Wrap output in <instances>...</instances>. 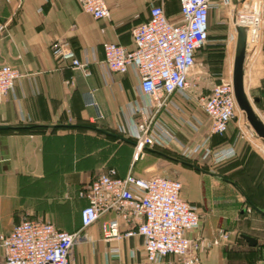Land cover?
<instances>
[{"label":"crops","instance_id":"obj_1","mask_svg":"<svg viewBox=\"0 0 264 264\" xmlns=\"http://www.w3.org/2000/svg\"><path fill=\"white\" fill-rule=\"evenodd\" d=\"M168 1L105 0L110 16L97 20L82 11L76 0H21L19 5L17 0H0V65L15 66L22 75L16 81L13 91L0 103V125L13 127L28 124L49 127L58 122L71 125L91 124L101 130L126 135L139 117L132 114V107L138 105L140 100L136 90L137 83L131 71L124 74L104 73L100 64L103 60L102 44L113 42L131 48V30L148 18L152 5L163 6L171 19L178 16V0H175L174 4L170 2V5ZM220 12V8H212L209 11L210 29L213 30H210V33L221 34L218 26L221 21ZM223 12L225 13L224 10ZM223 21L226 23V19ZM256 21L259 23L257 28ZM262 21L264 22V0H259L252 14L255 43L246 63L244 84L256 91L255 97L259 98L264 106ZM236 23L237 21L234 26ZM227 34L226 25L223 36ZM235 41L236 26L230 41L231 55ZM56 48L64 52L69 51L80 60L87 57V69L90 74L86 76L73 68L70 59L55 53ZM89 91H93L97 107L88 105ZM178 101L180 103V100ZM160 118L173 132L178 130L181 134H186L185 131L175 128L170 114L163 111ZM48 127L37 132L0 129V233H8L18 223L15 222L17 216L30 213L24 209L25 205L33 208V211L42 212V178L46 174L45 165L56 163L58 157L48 147H56L57 139L67 135L66 129L58 128L51 132ZM88 134L92 133L88 131ZM167 149L178 152L181 146L171 143ZM225 153H231V149L227 148ZM98 163L94 168H72L70 172L75 174L72 177L75 176L76 180L89 178V181L93 171L108 164L106 161ZM108 167L110 165L104 169ZM68 171L63 172L65 175L61 177L62 180L71 176ZM127 173L119 174L117 171L119 176ZM63 193L64 190L43 191V194H48L52 200ZM181 196L193 203L201 213L199 229L189 231L188 236L200 238L202 264H225L224 254L218 247H206L214 230L222 226V223L217 221L216 217H208L200 194L198 198L196 195L191 197L192 199H189L186 193L181 192ZM115 216L112 212L102 215L96 223L86 229L83 239L92 244V248L84 253L73 251L72 264H150L145 259L142 237L110 241L103 238L104 223ZM53 220L55 222V219ZM53 224L67 232L77 231L81 227L79 212L76 221L70 222V228ZM125 228L122 226V229ZM241 234L255 238L256 245L250 246ZM238 237L249 248L261 243L260 237L253 233L240 232ZM113 249L117 251L114 252ZM174 262V257L168 255L159 264Z\"/></svg>","mask_w":264,"mask_h":264},{"label":"built area","instance_id":"obj_2","mask_svg":"<svg viewBox=\"0 0 264 264\" xmlns=\"http://www.w3.org/2000/svg\"><path fill=\"white\" fill-rule=\"evenodd\" d=\"M76 1L94 19L110 16L105 0ZM17 2L19 5L21 0ZM237 2L178 0L179 13L174 19L167 17L163 6L152 5L148 18L131 30V48L113 42L102 44L100 64L104 73L131 71L137 83L140 100L132 107V114L139 117L127 132L136 154L146 148L167 147L174 141V132L160 118L163 111L176 125L186 124L198 130L201 121L181 118L178 100L191 99L190 74L196 51L208 40L210 9L221 7L227 14L232 26V32L228 28L229 42L238 19ZM258 24L256 21V28ZM55 53L70 59L72 67L84 75L90 74L87 57L80 60L57 48ZM21 76L15 66L0 65V103ZM88 94V105L97 107L93 91ZM200 106L210 122L209 134L225 133L237 109L231 79L215 83L206 95H201ZM181 190L179 180L166 176L141 177L131 172L119 176L115 168H105L79 192L87 204L80 210L81 227L77 231L67 232L42 219H23L8 233H0V264H72L74 247L84 237L81 230L110 212L116 216L103 225L105 240L142 237L145 259L150 264H159L168 255L179 258V264H202L200 238L188 236L189 231L199 229L200 216L197 207L181 196Z\"/></svg>","mask_w":264,"mask_h":264},{"label":"rangeland","instance_id":"obj_3","mask_svg":"<svg viewBox=\"0 0 264 264\" xmlns=\"http://www.w3.org/2000/svg\"><path fill=\"white\" fill-rule=\"evenodd\" d=\"M170 2L174 4L175 0H169L168 5H170ZM220 10L221 21L218 26L221 30V37L212 38L210 36L205 45L198 49L195 65L190 74L192 87L189 95L191 99H180L181 118L192 121L197 118L201 121V124L198 130L195 131L186 124L176 125L174 123L176 129L179 128L186 133L183 135L178 130L174 132L175 139L172 143L181 146V150L173 152L167 149L168 146L158 148L172 153L174 157L179 156V158L190 160L204 169L228 174L241 185L243 190L253 200L264 206L263 145L248 129L238 107L235 118L229 123L227 131L220 137L210 135L208 130L209 119L203 113L200 106L201 95H206L207 91H210L209 89L215 83L223 79H231L232 76L233 55H231L230 51L231 44L230 41L228 42L227 36H222L225 34L226 25L231 32L232 26L227 14L223 12L221 7ZM224 19H226V23H224ZM245 88L252 105L257 112L259 111L258 114L264 120V109H261L260 106L256 107L253 101L256 91L253 88H249L248 85ZM124 137L129 138L127 134ZM227 148L231 149V153L227 154L228 156L226 157L224 154ZM188 149H193L189 155L186 154ZM108 165L105 164L98 167L92 174L103 171L104 167ZM118 171L122 173L119 169ZM125 172H131L141 177L158 174L179 180L182 183V194L186 193L189 199L196 197V195L198 198V194H200L208 217H216V220L222 223V226L217 227L213 232V236L209 238L207 248L212 246L218 247L224 254L225 264L233 262L240 264H264V230H261L262 227L264 228V217L249 206L242 194L233 185L223 182L218 177L200 173L177 162L158 155H152L145 150L136 154L133 149L132 163ZM64 175L62 173V176ZM68 175L71 176L59 183H47L45 187L42 186V196L48 195H44L43 191L64 190V195L61 194L60 197L53 195L56 197L53 200L48 197L47 202L55 200L57 202L64 201L72 204L77 200L78 205L73 213H67L70 222L74 223L82 206L78 198L80 197L79 192L86 187L89 178L76 180L75 176L72 177V175H75L72 172L68 173ZM24 209L30 211V213L17 216L15 222L27 218H36L55 223L53 219H57L55 214L48 211H33V208H29L26 205ZM198 213L201 216V213ZM86 229L81 230L80 234L85 235ZM240 232L257 235L260 237L261 243L254 248L246 247L238 237V233ZM91 248L92 244L87 243L83 239L74 247L73 251L84 253L91 250ZM174 260V264H179V258L174 257Z\"/></svg>","mask_w":264,"mask_h":264},{"label":"trees","instance_id":"obj_4","mask_svg":"<svg viewBox=\"0 0 264 264\" xmlns=\"http://www.w3.org/2000/svg\"><path fill=\"white\" fill-rule=\"evenodd\" d=\"M165 14L167 15L166 12ZM167 17L169 16L167 15ZM210 26L211 24H210L209 16H208V39L210 38V36L212 38L221 37V34L210 33V30H212L210 29ZM195 57H196V54H195ZM254 98L257 99L256 101H254L256 107L260 106L261 109H264L263 108L264 106L261 105L262 103L259 100V98L255 96L253 97V99ZM47 127H44V126L41 127L37 125H28V124L27 125L19 124V125L13 126L10 129H14V131H18V132H37V131H44L47 129ZM58 128L66 129L67 135L57 139L58 142H56L57 143L56 147H48V149H52L58 155V157H57L56 163L45 165L46 174L42 178V186L44 187L45 185H47V183L53 184V183H59L60 181H62V178H61L62 173L65 172L66 170H72V168L73 169L80 168V167L94 168L99 164L98 162L106 161L110 165V167L115 168L117 171L119 169L120 172H122V173H119L118 171L119 174H123L125 170H127V168L132 163V153L134 149V141L131 138H128L130 142L123 140L121 137H124V134L116 133L113 131H106L108 132V134L103 133L101 129H98L97 127L91 124L71 125L68 123L58 122L55 125H49L48 127V129H50L51 132H53L55 129H58ZM88 131H90L92 134H88ZM222 135H213V136L220 137ZM47 145H49V142ZM46 150H47V147H46ZM145 151H147L148 153L152 155H158L163 158H166V157L163 156L161 153L174 157L172 153L161 150L158 147L146 148ZM176 158H179V156ZM179 159L191 162L190 160H187L181 157ZM183 166H186V165H183ZM186 167L190 168L189 166H186ZM99 173L100 172L92 174L90 180L96 175H98ZM218 173L222 174L225 178H228L231 181L235 182L243 190L241 185L234 178L230 177L228 174H225L223 172H218ZM223 182L228 183L224 180ZM243 192L246 195L247 199H245V201L247 203L248 201H250L257 207H259L260 209L264 210V207H261L257 201L253 200L245 192V190H243ZM42 197H43L42 210L55 214V217L57 218L55 219L56 224L64 225L67 228H70V220L68 219L67 213H73L74 209L78 205V201L76 200L72 204H69L68 202H64V201L57 202L55 200L48 203L47 202L48 196H42ZM78 198L80 202L83 201V203L81 204L82 205L81 208L87 204V200L84 197H78Z\"/></svg>","mask_w":264,"mask_h":264},{"label":"water","instance_id":"obj_5","mask_svg":"<svg viewBox=\"0 0 264 264\" xmlns=\"http://www.w3.org/2000/svg\"><path fill=\"white\" fill-rule=\"evenodd\" d=\"M259 0H238V13H239V20L236 25V41L234 46V55H233V63H232V76L231 82L233 87V95L236 101V105L239 108L240 112L242 113L244 120L248 126L250 132H252L256 138L264 145V120L260 117V115L255 110L254 106L252 105L244 84V72L246 63L249 57L250 52L254 47V39L255 33L252 30V14L254 11V6ZM257 99L254 98L253 101ZM11 126L8 125H0V129H10ZM103 133H107L104 130H101ZM125 141L130 140L127 137H121ZM163 156L177 162L182 165L189 166L190 168L210 175L214 177H218L231 185H234L238 191L243 195L244 199L246 195L244 194L243 190L233 181L228 178H225L222 174L204 169L192 162L184 161L176 157L169 156L167 154L161 153ZM250 207L258 212L260 215L264 216V210L260 209L252 202L248 201ZM241 237L250 245H256V239L245 234H241Z\"/></svg>","mask_w":264,"mask_h":264},{"label":"bare ground","instance_id":"obj_6","mask_svg":"<svg viewBox=\"0 0 264 264\" xmlns=\"http://www.w3.org/2000/svg\"><path fill=\"white\" fill-rule=\"evenodd\" d=\"M238 20H239V13H238V19H237V23H238ZM237 23H236V25H237ZM234 46H235V44H234ZM233 55H234V52H233ZM262 144V143H261ZM263 145V144H262ZM263 147H264V145H263Z\"/></svg>","mask_w":264,"mask_h":264}]
</instances>
